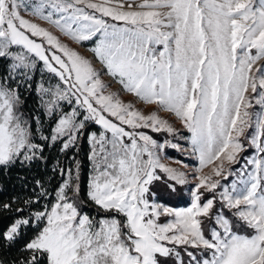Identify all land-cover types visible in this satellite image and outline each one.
<instances>
[{
	"label": "snow or ice",
	"instance_id": "1",
	"mask_svg": "<svg viewBox=\"0 0 264 264\" xmlns=\"http://www.w3.org/2000/svg\"><path fill=\"white\" fill-rule=\"evenodd\" d=\"M56 144L0 201V264H264V0H0V168Z\"/></svg>",
	"mask_w": 264,
	"mask_h": 264
},
{
	"label": "trees",
	"instance_id": "2",
	"mask_svg": "<svg viewBox=\"0 0 264 264\" xmlns=\"http://www.w3.org/2000/svg\"><path fill=\"white\" fill-rule=\"evenodd\" d=\"M27 97L26 105L22 109L26 114H39L38 113V98L35 94L29 95L27 92L22 91V98ZM45 134H47V124L44 125ZM155 138L158 140L168 138L166 133L154 134ZM41 143L42 141H38ZM59 144H56L55 147H45V151L43 155L47 158V164L41 162H36L31 165L30 168L22 167L17 164L11 168H0V201L7 202L12 196L23 194L21 189V183L18 177H26V182L29 188H31L34 184V180L36 179H45L47 180L49 177L53 175L51 172V168L56 165L57 160L60 161L61 165L69 163L66 157L71 156L72 152H68L66 154H61L59 152ZM88 145L86 142L81 144L79 153L77 155V159L81 161V190L82 196L86 198V180L88 176V159H87ZM165 153L170 158H177L180 160H186V158L182 157L179 151L168 148L165 150ZM56 180L52 181V184H56ZM181 191H185L181 189ZM161 195L164 197V201L172 207H185L188 205V197L185 194L179 198L177 197H169L163 191ZM90 215L94 214V208L89 206L85 208ZM8 223L7 219L4 216L0 215V226ZM18 255L17 249L5 250L0 248V259L11 260L12 258Z\"/></svg>",
	"mask_w": 264,
	"mask_h": 264
},
{
	"label": "rangeland",
	"instance_id": "3",
	"mask_svg": "<svg viewBox=\"0 0 264 264\" xmlns=\"http://www.w3.org/2000/svg\"><path fill=\"white\" fill-rule=\"evenodd\" d=\"M81 51H84V49L82 48ZM87 54V53H86ZM113 89L115 90L116 88H118L119 86L116 85V84H113L112 85ZM123 98L125 99V101H129V100H133V98L131 96H129L128 94H124ZM135 103H137V106L140 107L141 105L139 104V102H136V101H133ZM174 123V126L177 127L179 129V131L184 135V136H187L189 135L187 133V131L185 129H183L179 122L178 121H173ZM166 139H173L172 137L168 136V138L166 137ZM178 139V138H177ZM38 141H40L39 139H37V143H39ZM173 142H177V140H173ZM179 143H181V145L183 147H187V144L184 143V141L180 140ZM88 145V144H87ZM88 151H89V147H88ZM182 157L186 158V160H182L184 164H187L189 165V168L191 169L192 167H195L196 166V161H195V158L194 157H189L187 155H185L184 153L180 152ZM88 154V152H87ZM163 156H165L166 158L163 160L164 163L166 164H169L170 166L172 167H179L180 165L175 163L174 161L175 160H180V159H177V158H171V159H168L170 157H168L166 155V153H162ZM88 178H89V162H88V176H87V180H86V192H87V186H88ZM189 179H191V177H189ZM86 196V195H85ZM91 207H93L92 205H89ZM188 206V205H186ZM185 206V207H186ZM176 208H182V207H176Z\"/></svg>",
	"mask_w": 264,
	"mask_h": 264
}]
</instances>
